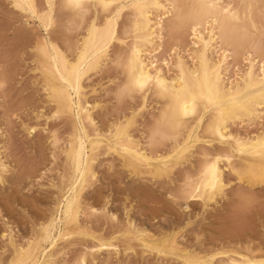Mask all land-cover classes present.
Returning a JSON list of instances; mask_svg holds the SVG:
<instances>
[{"label": "snow or ice", "instance_id": "1", "mask_svg": "<svg viewBox=\"0 0 264 264\" xmlns=\"http://www.w3.org/2000/svg\"><path fill=\"white\" fill-rule=\"evenodd\" d=\"M15 6L27 10L25 23L36 37L35 47L31 50L44 61L41 68L46 80L49 81L44 86L45 92L54 106V110H49L51 115L45 117L44 110H41L39 114H34L37 118L56 122L66 113L74 112L76 130L74 138L85 134L91 136L94 131L97 133L95 140L99 145L107 141L109 155L114 151L125 159L136 156L142 160L147 156V148H154L163 158V166L160 162L151 166L158 170L155 175L162 178L171 179L174 175V172H170L173 165L179 168L185 161L198 154L202 165L201 179L198 180L190 173L184 177L179 188L163 189L169 193L167 202L175 206L182 207L179 205L181 199L199 197L201 187L204 188L208 200H214L217 196L223 198L227 185L222 182L220 170L224 169L225 164L227 171L232 174L230 179L247 178L250 182L255 181L264 186V170L257 172L253 165L238 168L234 164V161L239 159L237 153L264 160V77L259 78L258 84H250V72L245 82L249 86L242 91H233L227 82L222 83L218 66L214 67L206 59L208 48L214 46L213 37L216 36V29L220 33L216 37L220 42H223L225 37L235 38L256 32L258 25L253 18L254 8L258 9L261 20L260 46L264 48V0H260L259 4L202 0L197 6L198 11L188 14L179 11L182 6L175 3V0H89L87 3L85 0H44L39 4L22 3L17 0ZM241 9H244L243 15ZM152 10H155V19L151 16ZM69 11L72 17L65 24L63 20ZM189 26L194 38L198 29L207 31L209 26L214 29L208 33L209 39L203 41L205 54L200 58L199 67L193 65L186 68L185 61L181 59L182 49L171 46L169 54L163 44L166 29L169 32H180ZM58 27L65 37L63 50L59 41H53V33ZM149 28H152L151 35L148 34ZM157 31L161 34L159 48L153 39ZM72 35L76 36L75 41L67 39ZM97 37L102 39L97 42ZM149 44L151 48H147ZM145 48L156 63H151V60L149 64L142 63L144 60L142 52ZM154 50L155 54L152 55ZM224 55L229 56L230 53L225 52ZM161 57L164 66H175L178 70V76L172 79L171 84L161 78V73L156 72ZM250 60L251 57L249 62ZM145 68L150 70L145 71ZM112 69L115 70V78L110 77L109 83L112 87L106 91L115 96L113 104L121 106L124 119L117 120L115 116L106 118L105 124L107 119H111L112 123L107 126L105 132V125L89 116L93 105L87 99L81 100L80 97L85 79ZM260 70L264 73V63L260 64ZM53 79L59 81V86H50ZM2 86L0 84V87ZM148 95H158L171 99L174 103L155 119L147 134L146 151L141 154L135 147L131 130L140 127L139 117L145 116ZM141 98L145 101L143 105L139 102ZM94 107L99 109L101 105L97 104ZM129 109L131 115L128 113ZM85 116L88 117L87 123ZM235 122L252 127L259 122L260 132L253 140L231 136L228 134L229 125ZM25 131L28 136L37 133L35 127L27 125ZM56 135L55 132L52 133L50 143L53 146L57 142ZM103 150L101 147L100 151ZM8 172L9 167L0 162V181ZM77 175L80 179L76 180V187L80 188L86 177L80 172L79 164ZM208 176H211L210 181L207 179ZM161 183L166 184V181L162 179ZM208 206L206 202L205 208ZM73 212L77 217L81 212L87 213L82 201L77 199L75 189L71 196L65 197L64 203L60 205L59 214L52 210L49 224L42 226V238L45 240L43 246L36 245L34 248L33 244L29 243L27 249L21 247L16 251L13 259L7 264H88L86 259L80 257L74 261L65 259L71 255L72 250L64 248L60 251L62 246L53 239L58 229L61 232L65 231L63 225L72 219ZM127 213L128 205L125 203L124 214ZM92 214L99 215L100 212L92 209ZM111 219L118 221L120 217L112 216ZM191 223L190 220L189 224ZM190 230L185 225L174 235L164 237L165 245L170 244L175 252L180 243V235ZM67 231L73 229L69 228ZM80 235L98 239L87 232H81ZM64 238L69 239L67 235ZM41 251L45 253L43 259H39ZM261 255L264 256V251ZM33 256L38 258L33 260ZM0 264H5V261L0 260ZM184 264L210 262L207 259H190L185 254ZM244 264H264V259L245 261Z\"/></svg>", "mask_w": 264, "mask_h": 264}, {"label": "rangeland", "instance_id": "2", "mask_svg": "<svg viewBox=\"0 0 264 264\" xmlns=\"http://www.w3.org/2000/svg\"><path fill=\"white\" fill-rule=\"evenodd\" d=\"M223 1L240 3L239 0ZM253 1L254 4L260 3V0ZM33 2L39 4L44 0H33ZM255 10L258 12V9ZM26 14L27 11L15 6L14 0H0V84L3 85L0 87V160L9 167V172L0 182V260H4L5 264L11 258L13 259L18 248H25L27 243L35 242L38 239L39 227L51 219L52 210L57 212L61 195L71 175L65 151L75 134V118L71 113H66L56 122L46 118H37L34 115L44 110L45 117H47L51 115L49 110H54V106L47 99L48 96L45 92L44 86L47 81L42 74L41 64L43 61L31 50L35 47L36 37L25 23ZM151 15L155 18V10ZM256 15L254 18H256L255 22L259 27L261 20H258V18L260 19L258 13ZM70 17H72V13L69 11L65 15L63 23H68L71 20ZM207 30H210L209 27ZM167 31L166 29L164 32V47L169 54L171 46L180 47L182 51H185L181 52L182 60L184 59L187 66H190L189 60L194 59L192 43L199 42L197 46L201 48L200 42L207 39V32L202 30L201 32L198 29L196 40L192 38L190 30L184 34L185 39L179 35L174 38V35L171 36ZM249 33V37L253 36V38L251 37L252 42L258 41L260 44L259 29L257 28L255 33ZM85 35H87L86 31ZM171 37L173 38L170 40ZM64 39V34L58 27L57 31L53 33V41H59L62 50ZM67 39L75 41L76 36L72 35ZM242 43L243 47L240 46L238 48L240 50L236 51V54H234L235 49H232V46L227 48L222 45L221 50H218L216 48L218 44L211 47L212 52L207 50V58H210V61L221 60L222 71L226 69L228 72L225 74H223L224 71L222 72L225 77L223 78L224 82H233L251 65V62H256L253 68L254 72L259 70L258 67L261 63H264V48H261V51L263 49L262 53L254 54L252 51H257L248 48L251 43ZM222 50L231 54L229 56L223 54L226 61H223ZM153 53L155 54V51ZM123 54L125 53H121V55ZM145 54H149L147 48ZM149 56L151 55L149 54ZM249 57H251L250 62ZM153 60L151 59V61ZM161 60L157 68L162 74L168 78L175 75V67H166L162 57ZM155 62L153 61V63ZM110 77L115 78L114 69L104 70L85 79L82 83L80 97L81 100L87 99L93 105L90 115L105 125V132L107 126L112 123L111 119H107L105 124L106 118L115 116L117 120L124 119V111L121 106L113 104L115 96L106 91L112 87L109 83ZM156 97L148 95L146 118L145 116L139 117L140 127H134L131 130L133 141L144 153L147 134L151 128L149 126H152L164 104L163 99ZM139 102L143 105L144 98H141ZM97 104L101 105L99 109L94 107ZM128 113L131 115L130 109ZM26 125L35 127L37 133L34 136H28L25 131ZM228 131L231 136L252 139L260 132V126L259 122L255 127L235 122L229 125ZM53 132L57 134L56 141L58 142L55 146L50 143ZM95 133L92 132L90 137L92 138ZM101 147H103V151H100ZM152 150L153 152H151ZM108 151L107 141L103 145H99L97 141L92 142L88 155L91 158L90 169L95 175L88 180L81 193L80 200L88 211L87 214L83 212V216L81 212L79 218L77 217V226L79 231L87 232L88 235H94L102 240L108 239L117 247V250L116 252L102 251L91 257L88 251L96 242L78 233L72 235L67 241L58 242L62 246L60 251H63L64 248L72 250L71 255L66 256L65 259L74 261L84 254L88 264H184L175 255L157 254L145 250L140 246L141 242L139 244L135 241V234L137 231H144L143 235L146 234L147 237L156 241H164V237L169 234L174 235L185 225L191 230L180 235V243L176 248L192 259H207L210 264L223 263L227 257L264 259V256L261 255L264 251V186L258 182H252L255 203L242 222L234 223L226 216L228 202L219 196L211 203L209 202L207 208L200 199H181L179 205L182 207L167 202L169 193L163 191L165 187L175 190L179 188L186 175L191 173L196 177L195 174L200 166L198 154L185 161L184 165L179 168L173 165L170 172H174V175L168 179L155 175V173H145L142 167L131 169L120 155L114 151L109 155ZM148 155L150 157L160 156L159 152L151 147L147 148ZM238 157L239 159L235 160L234 164L238 168H243V162H241L243 157L239 155ZM196 160L197 163H195ZM221 170L222 182L227 185L225 192L229 189L235 190L241 180L236 177L230 179L232 174L227 171L226 164ZM94 177L96 179H93ZM162 179L166 181V184L161 183ZM125 203L128 205L127 215L124 214ZM92 209H96L100 214L93 215ZM112 216H118L120 219L113 221ZM190 220L191 224H189ZM129 222L132 227L128 225ZM120 223H122V228H120ZM131 228L134 233L130 232ZM210 257L212 259H209Z\"/></svg>", "mask_w": 264, "mask_h": 264}, {"label": "bare ground", "instance_id": "3", "mask_svg": "<svg viewBox=\"0 0 264 264\" xmlns=\"http://www.w3.org/2000/svg\"><path fill=\"white\" fill-rule=\"evenodd\" d=\"M229 1V0H228ZM19 2H22V3H34L33 2V0H19ZM85 2L87 3V2H89V0H85ZM202 2V0H175V3H177L178 5H181L182 6V8L181 9H179V11L181 12V13H183V14H188V13H196L197 11H198V5L200 4ZM221 2H223V3H230V2H224L223 0H221ZM239 2L240 3H253L254 4V1L253 0H239ZM14 3H15V5H16V3H17V0H14ZM239 3V4H240ZM24 11H27V10H25L24 9ZM152 11H154V10H152ZM256 10H255V8L253 9V12H255ZM243 12H244V9H243V11H241V15H243ZM256 13H258V12H255V13H253V18H254V16L256 15ZM152 14V13H151ZM255 14V15H254ZM152 16V15H151ZM256 17H257V15H256ZM71 18V17H70ZM153 19H155L154 17H152ZM66 20V19H65ZM70 20V19H69ZM254 20L256 21V18H254ZM258 20H260L259 18H258ZM66 22V21H65ZM205 23H207V21H205ZM67 24V23H66ZM257 24V23H256ZM260 25V24H259ZM208 29V28H207ZM209 31L207 30L206 32V34H207V39L205 40V41H207L208 39H209V37H208V33L209 32H213L214 31V29H213V27L212 26H209ZM258 29H259V27H258ZM187 30H190L191 31V26H189V27H187V28H185L184 30H182V31H180V32H169V31H167L168 32V34H170L171 36L172 35H174V38H175V36L176 35H179V37H181V36H183L184 37V34L185 33H187ZM189 31V32H190ZM201 31V30H200ZM199 31V32H200ZM202 32V31H201ZM204 32V31H203ZM151 33H152V28H149L148 29V34L149 35H151ZM190 33H192V31L190 32ZM167 34V35H168ZM160 32L159 31H157L156 32V35H155V37L153 38L154 39V42H155V44L157 45V48H159V46H160V44H161V40H160ZM166 35V34H165ZM166 35V36H167ZM205 35V34H204ZM203 35V36H204ZM220 35V33H219V31H218V29H216V36H214L213 37V45H217L218 44V47H216L217 49H220L221 50V47H222V45L224 46H226L227 48H228V46H232V49H235L234 50V54H236L235 52L236 51H239L240 49H238L240 46H242L243 47V43L242 42H245V44H249V43H251L250 44V46L248 47L249 49H251V50H255V51H257V52H259V51H261V46H260V44L258 43V41H254V42H252V38H253V36H251V37H249V35H250V33L247 35V36H237V37H235V38H231V37H225V39L223 40V42H220V41H218L217 40V38L216 37H218ZM191 36H192V34H191ZM202 36V35H201ZM178 37V36H177ZM186 37V36H185ZM185 37H184V39H185ZM72 38V37H71ZM173 37H171L170 38V40L172 39ZM193 39H196L197 40V36H196V38H194V37H192ZM102 38L101 37H97V42H99L100 40H101ZM181 39V38H180ZM192 39V40H193ZM58 40H59V38H58ZM70 40H72V39H70ZM177 40V39H176ZM196 40H195V42H196ZM260 40V39H259ZM175 41V40H174ZM179 41V40H178ZM204 41V40H203ZM203 41H201L200 43H201V48H200V46H199V48H198V44L197 43H199V42H197V43H192V45H193V47H194V51H193V57H194V59H190L189 61L191 62V65L190 66H195V67H199V61H200V58H201V56H202V54H205V50H204V46H203ZM63 42V41H62ZM64 43V42H63ZM242 43V44H241ZM62 44V43H61ZM164 44V43H163ZM176 44V43H175ZM253 44V45H252ZM63 45V44H62ZM251 45L253 46V48L251 47ZM61 46V45H60ZM149 46H150V48H151V44H149L148 45V47L147 48H149ZM188 46V45H187ZM211 47L212 46H210L209 48H208V50H210L211 49ZM234 47V48H233ZM241 47V48H242ZM251 47V48H250ZM215 48V49H216ZM146 49V48H145ZM170 49V48H169ZM217 49H216V51H217ZM238 49V50H237ZM247 49V48H246ZM248 49V50H249ZM212 50V49H211ZM210 50V51H211ZM155 51V50H154ZM192 51V50H191ZM190 51V52H191ZM214 51V50H213ZM215 51V52H216ZM244 52H245V50H243ZM262 51H263V49H262ZM262 51L261 52H259V53H257V52H254V51H252V53H256V54H260V53H262ZM182 52H185V51H182ZM209 52V51H208ZM212 52V51H211ZM214 52V53H215ZM226 52V50H222V55L224 54ZM231 52V51H230ZM240 52H242V51H240ZM238 53V52H237ZM154 54V53H153ZM233 54V55H234ZM239 54V53H238ZM191 55V54H190ZM209 55V54H208ZM211 55V54H210ZM231 55V54H230ZM142 56H144V60L142 61V63H144V64H149V61L152 59V56H149V54H145V50L142 52ZM224 56V55H223ZM237 56V55H236ZM235 56V57H236ZM261 56H263V55H261ZM192 57V58H193ZM231 57V56H230ZM191 58V57H190ZM232 58H234L233 56H232ZM231 58V59H232ZM182 59V58H181ZM206 59H207V61L210 63V64H212L214 67H217L218 66V68H219V72H220V77H221V81H222V83L225 81V80H223V78H225L224 77V75H222V72L224 71V73L223 74H225V72H226V69H224L223 71H222V69L223 68H221V67H223L222 65H221V63L222 62H220L221 60H218V61H210L208 58H207V56H206ZM261 59V58H260ZM259 59V60H260ZM184 60V59H183ZM227 60V59H226ZM225 60V56L223 57V61H226ZM153 61H155V60H153ZM153 61H151V63H153ZM162 61V60H161ZM235 61V60H234ZM42 63H44V61L42 62ZM156 63V62H155ZM236 63V62H235ZM256 63V62H255ZM255 63H253V62H251V65H250V63H249V67L241 74L240 73V76H238V78H236V79H234L233 80V82H228L227 84H228V86L229 87H231V89L233 90V91H237V90H240V91H242L245 87H248L249 85L248 84H246L245 82H246V80H248V78H249V73L251 72V81H250V84H253V85H255V84H258V82H259V78L260 77H264V73H261V70H260V66L258 67V71L257 72H254V70H253V68H254V66H255ZM226 64V63H225ZM224 64V65H225ZM259 65V64H258ZM226 66V65H225ZM225 66H224V68H225ZM231 66H233V65H231ZM175 67V66H174ZM185 67L186 68H188L189 66H187V63H185ZM229 67V66H228ZM227 67V68H228ZM247 67V66H246ZM150 69L149 68H145V71H149ZM256 71V70H255ZM156 72H158V73H161V78L162 79H166L167 81H168V83L169 84H171V81H172V79H176L177 78V76H178V70L175 68V75H173L172 77H165L164 76V74H162V72L160 71V69H156ZM226 73H228V72H226ZM43 74V73H42ZM232 74V73H231ZM230 74V75H231ZM226 76V75H225ZM228 76H229V74H228ZM227 77V76H226ZM232 77V76H231ZM229 79V78H228ZM47 81V83L49 82L48 80H46ZM227 81V80H226ZM229 81V80H228ZM50 86H59V81H57V80H51V83H50ZM82 92V91H81ZM47 96H48V94H47ZM155 97L157 96L158 98L160 97L161 99H163L164 100V104H163V107L160 109V111H159V114H158V117L157 118H159L160 116H161V113H163L168 107H169V105L170 104H172V103H174V101L173 100H171V99H166V98H164V97H161V96H158V95H154ZM156 97V98H157ZM48 99V98H47ZM83 113H84V109L82 108L81 109V114L83 115ZM73 116H74V118H75V113L73 112V113H71ZM89 116H91L90 115V113H89ZM156 118V119H157ZM87 120H88V117L87 116H85V122L87 123ZM155 121V120H154ZM149 127H151V126H149ZM76 131V130H75ZM94 132V131H93ZM229 132V131H228ZM229 134V133H228ZM96 133H95V135L91 138L89 135H87V134H85V135H83L82 137H75V138H73L70 142H69V144H68V147H67V150L65 151V158H66V160L68 161V163H69V166H70V172H71V175H70V177H69V180H68V182H67V184H66V186H65V188H64V190H63V193H62V195H61V200H60V202H59V205H58V207H57V213L59 214V211H60V205L61 204H63L64 203V199H65V197L66 196H71L72 195V192H73V190L75 189L76 190V193H77V199L78 200H80V197H81V193H82V191H83V189L86 187V185H87V183H88V180L91 178V177H93L94 175H93V173H92V169H90V166H92L91 165V158L89 157V155H88V152H89V150H90V147H91V145H92V142L93 141H96L95 140V137H96ZM194 136H195V133L193 134ZM229 135H231V134H229ZM257 137V136H256ZM256 137H254V138H252V139H242V140H253V139H255ZM72 138V137H71ZM52 140V139H51ZM58 142V141H57ZM106 142V141H105ZM134 144H135V147L137 148V149H139V153H141V154H143L144 152L137 146V144L135 143V141H134ZM95 146V145H94ZM98 146V145H97ZM53 149V148H52ZM153 149V148H152ZM150 150V149H149ZM92 151V150H91ZM149 152V151H148ZM151 152H153V150L151 151ZM150 152V153H151ZM240 157H243V161H241V162H243V165H242V167H246V166H249V165H255L258 161H259V158H257V157H251V156H245V155H243L242 153H237ZM150 155V154H149ZM145 156L142 160L141 159H138L136 156H129L127 159H125V158H123L124 159V161H125V163H126V165L128 166V167H130L131 169H136V168H138V167H142L143 169H144V171H145V173L147 172V173H156L158 170L155 168V167H152L151 165H154V164H156L157 162H160L161 163V166H163V158L161 157V156H154V157H150V156ZM237 155V156H238ZM197 159V158H196ZM241 160V159H240ZM200 161V160H199ZM198 161V162H199ZM0 162H2L1 160H0ZM67 163V164H68ZM195 163H197V160L195 161ZM77 164H79L80 165V172H82L83 174H84V176L86 177V180L83 182V186L82 187H80V188H77L76 187V180H79L80 179V176L79 175H77ZM199 170H198V172H197V174H195L196 175V178L199 180V179H201V168H202V165L199 163ZM241 165V164H240ZM197 166H198V164H197ZM240 168V167H239ZM186 173H187V171H186ZM220 174H221V177H222V170H220ZM183 178V177H182ZM209 181L211 180V176H208V178H207ZM238 180H240V179H238ZM1 182V181H0ZM253 182H255V181H253ZM2 184H3V182H2ZM209 190H210V187H209ZM190 199H200L201 200V202H203V204L205 205V203L207 202V203H211L212 201H214V200H208V197H207V194H206V192H205V190H204V188L203 187H201V194H200V196L199 197H189ZM89 207V206H88ZM88 209V208H87ZM90 209V211H91V208H89ZM105 209V208H104ZM103 210V209H102ZM88 211V210H87ZM87 214V213H86ZM88 215H90V214H88ZM82 216H83V212H82ZM51 217V216H50ZM49 217V218H50ZM109 218H110V214H109V216H108ZM48 218V219H49ZM79 218V217H78ZM77 216H76V213L75 212H73L72 213V219L71 220H69L67 223H65L64 225H63V228L65 229V231H63V232H61L59 229L57 230V232H56V235L53 237V239H54V241L56 242V243H58V242H60V241H65L66 239L64 238L65 237V235H67L69 238L72 236V235H74V234H80L81 233V231H79V229H78V226H77ZM85 218V217H84ZM88 218V217H87ZM47 219V220H48ZM51 220V219H50ZM50 220H48L47 222L45 221V223L44 224H42L41 225V227H39L40 229H39V234H38V239L35 241V242H33L32 244H33V247L35 248L36 247V245H40L41 247L43 246V244L45 243V240L42 238V226H47L48 224H49V222H50ZM83 220V219H82ZM85 220H87V219H85ZM84 220V221H85ZM111 221V220H110ZM129 221V220H128ZM127 221V222H128ZM122 222V221H121ZM79 223V222H78ZM118 224H119V222H117ZM116 224V223H115ZM121 224V227L120 228H122V223H120ZM130 222L128 223V225L130 226ZM114 225V224H113ZM125 225H126V223H125ZM124 225V226H125ZM118 226V225H117ZM131 227H132V225H131ZM73 229V231H67V229ZM118 229H119V227H118ZM134 229V228H133ZM136 229V228H135ZM126 230V229H125ZM131 230H132V228H131ZM83 231V230H82ZM121 231V230H120ZM135 231V230H134ZM140 231V230H139ZM84 232V231H83ZM125 232V231H124ZM130 232H133V230L132 231H130ZM144 231H141V232H138L137 231V233H136V231H135V233L137 234H135V241L136 242H139V244H140V242H141V247L142 248H144L145 250H147V251H153V252H155V253H157V254H165V253H169V254H172V255H175V256H177L178 258H180L181 259V262H183L184 263V259H185V254L186 253H182V252H179L178 251V249L176 248V250H175V252H173V250H172V248H171V245L170 244H168V245H165V243H164V241H156V240H153V239H151L150 237H147L146 236V234L145 235H143L144 233H143ZM134 233V232H133ZM143 233V234H142ZM122 234V233H121ZM140 234V235H139ZM142 234V235H141ZM51 235V234H50ZM134 235V234H133ZM148 235V234H147ZM3 236V235H2ZM149 236V235H148ZM4 237V236H3ZM2 239V238H1ZM69 240V239H68ZM91 240H94V239H91ZM138 240V241H137ZM67 241V240H66ZM96 243L93 245V247L92 248H89L90 249V251H88V254H90V256L92 257L93 255H96V254H98V253H100V252H104V251H112V252H116V250H117V247L113 244V243H111V241H109L108 239H104V240H102L101 238L100 239H96V240H94ZM101 242H103V243H101ZM28 245H29V243H27L26 244V246H25V249H27L28 248ZM178 246V245H177ZM93 248H95V251H93ZM128 249H129V247H127ZM88 249V248H87ZM131 249H133V248H131ZM19 250V248L16 250V251H18ZM243 250V249H242ZM16 251H15V253H14V256H15V254H16ZM84 251V250H83ZM126 251V250H125ZM133 251H134V249H133ZM82 254V253H81ZM220 254V253H219ZM44 255H45V253L43 252V251H41L40 253H39V259H43L44 258ZM87 255V254H86ZM108 255V254H107ZM80 256V255H79ZM243 256V255H242ZM187 257L188 258H190V259H192L191 257H189L188 255H187ZM38 257L37 256H33L32 257V259L33 260H36ZM80 258H83V259H87V258H85V255L83 254V255H81V257ZM88 258H89V256H88ZM177 258V259H178ZM196 258V257H195ZM180 259H178V260H180ZM209 259H212V257H210ZM11 260H12V258H11ZM259 261V260H261V258H243V259H241V258H234V257H227L226 258V261L224 262L223 261V263L221 262L220 264H244V262L245 261ZM90 261V260H89ZM108 261V260H107ZM220 261V260H219ZM105 262V261H104ZM217 262V261H216ZM108 263V262H107ZM218 264V263H217Z\"/></svg>", "mask_w": 264, "mask_h": 264}, {"label": "clouds", "instance_id": "4", "mask_svg": "<svg viewBox=\"0 0 264 264\" xmlns=\"http://www.w3.org/2000/svg\"><path fill=\"white\" fill-rule=\"evenodd\" d=\"M253 166L257 172L264 170V160L259 159ZM240 180V185L235 190L229 189L224 193V197L222 198V200L227 201L229 205L226 210V216L234 223L242 222L255 203L252 182L247 178Z\"/></svg>", "mask_w": 264, "mask_h": 264}]
</instances>
